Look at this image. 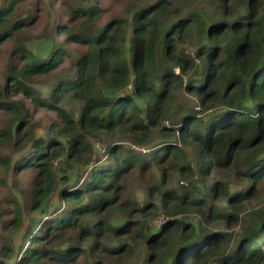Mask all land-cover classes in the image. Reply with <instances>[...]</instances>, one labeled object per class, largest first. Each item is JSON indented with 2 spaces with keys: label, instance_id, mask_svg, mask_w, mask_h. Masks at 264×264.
Masks as SVG:
<instances>
[{
  "label": "trees",
  "instance_id": "16d2710c",
  "mask_svg": "<svg viewBox=\"0 0 264 264\" xmlns=\"http://www.w3.org/2000/svg\"><path fill=\"white\" fill-rule=\"evenodd\" d=\"M6 1L0 42L27 31L30 21L14 22L18 0ZM89 1L74 8V0L68 8L74 29L54 26L75 47L55 43L44 58L24 42L0 70V144L31 149L14 163L0 154V188L19 177L29 195L25 212L13 195L1 202L6 233L0 237V264H125L138 249L141 264H264V0H205L211 14L202 8L184 14L194 0H155L142 8L131 3L128 8L136 11L128 20L101 28L98 0ZM167 21L169 29L163 27ZM187 39L197 46L193 58L180 48ZM189 71L193 79L186 91L202 110H180V124L173 120L166 127L173 93ZM54 73L60 77L49 98L27 84ZM71 101L78 104L77 117L63 107ZM37 110L57 118L48 126V139L31 132ZM155 131L163 143L148 148ZM125 135L135 147L152 149L149 155L124 154L116 140ZM94 142L113 145L110 163L97 167ZM90 164L88 181L68 187L76 185L70 172ZM153 169L162 183L175 172L184 179L221 172L222 180L206 193L198 183L180 196L149 184V196L160 193L161 206L152 201L142 207L127 197V181ZM216 200L226 201L225 207ZM115 212L127 221L112 226ZM161 216L169 218L162 227L149 224ZM185 216L197 221L186 222ZM212 226L230 232H211ZM112 240L117 243L110 247Z\"/></svg>",
  "mask_w": 264,
  "mask_h": 264
},
{
  "label": "rangeland",
  "instance_id": "374dc122",
  "mask_svg": "<svg viewBox=\"0 0 264 264\" xmlns=\"http://www.w3.org/2000/svg\"><path fill=\"white\" fill-rule=\"evenodd\" d=\"M76 5L73 6L74 0H18L16 2V13L13 18L15 20L14 22L18 21H28L26 23L27 25V31H24L21 34L15 35L13 40L8 41H1L0 42V70L4 68L6 63L9 61L10 52L18 47H23L24 42L25 45H27L28 50H30L34 54L42 53L45 56L48 55V47L50 45H56L63 44L66 48H73L74 46H68L65 41V36L57 35L54 31V26L56 24L60 25L62 28L65 27L67 30L74 29V25L71 24V22H68L69 18V10L70 6L72 5L74 8H77L79 6H82V8L86 7V5L90 4V1H86V3H83L81 1L75 0ZM150 2H155V0H98V7L100 9L99 16H100V22L97 24L98 27H103L107 23L114 21L116 19H122V20H128L129 17L135 13L136 9L128 8V5L131 3H135L136 5H139L141 8L147 6ZM7 1L6 0H0V10L3 8H6ZM127 5V8L132 10L130 13H126L125 7ZM200 8H202L206 13L211 14V7L208 5V3L205 0H194L187 8H184L183 12L184 14L188 11H198ZM31 15V16H28ZM21 17H25L22 18ZM13 22V23H14ZM47 26V30L44 34H42L43 29ZM164 28L169 29L168 21L163 25ZM55 46V45H54ZM56 46V47H57ZM180 48L183 49L186 54H188L190 57L195 56V52L197 51V46L195 45L194 39H187L185 43L180 45ZM84 50H82L83 52ZM195 62L198 66H201L203 64L202 60L195 59ZM18 63H21L20 60H18ZM174 75L179 73V69L174 68L173 69ZM193 72L189 71L186 76H184V82L183 85L180 88H177V90L173 93V99L172 102L168 108V118L163 120V125L168 127L173 120V122L176 123V125L180 124L178 122L179 118H177V113L180 110H190L193 113H200L202 108L199 106L198 101L196 100V97L194 95H188L186 91V87L189 84V82L193 79V75H191ZM74 74L70 71H68V77H73ZM60 77L59 73H54L49 76L39 77L36 79H32L30 82H28V86H31L35 90H37L40 93V96L42 98H49V96L52 93V90L56 87V82L58 78ZM212 99V94L208 95L205 101H210ZM64 109L69 112L73 113L77 117V107L78 104L76 101L68 102L65 106H63ZM211 110H208L206 113L210 112ZM33 119V123L31 126V132L33 136L35 137H45L46 139L50 137V134L47 132L48 126L51 123V121L56 120L57 118L54 116L53 113H50L45 110H37L36 113L31 116ZM15 121L11 124V128L14 129L15 125L18 123V120L15 118ZM171 139V138H169ZM163 138L161 135H159L156 131L153 132V134L150 137V146L148 148L156 147L163 143L161 142ZM173 142V141H169ZM117 145H121L123 147L124 154H128L129 152H135L138 155H149V151L152 149L146 150L142 147H135L134 144H132L128 138L127 135L120 137L116 140ZM96 151L93 155L94 158L98 157L101 158V163L97 164V167L104 166L108 163H110V156L108 152L109 146H113L111 143H98L94 142ZM31 149L29 148V145H27L24 149L20 151H14L11 147V142L7 144H0V154L1 155H8L12 159V163L17 161L18 159H21L25 156H29ZM187 151H189L187 149ZM109 161V162H107ZM107 162V163H106ZM197 165V162L194 164ZM57 168L60 166H56ZM95 167V166H94ZM75 169V170H74ZM73 169V172H70L71 178L73 177V182L76 183V185L72 186V184H69L68 187H82V185L88 181L89 172L92 169L91 164L87 168H79L75 167ZM11 174V173H10ZM58 176L61 175L59 171H57ZM12 175V174H11ZM222 180L221 172H216L214 176H212L210 179H206L205 177H201L199 175H194L192 179H184L182 178L177 172L170 174L164 183L161 181L160 172L157 171V169H153L152 175L142 177L140 174L135 173L132 175L128 181H127V188H126V194L127 197H129L132 201L135 203L141 205L142 207L146 206L147 204L151 203L152 201L160 208L161 203L159 200L160 193H165L171 190H176L180 192H176V195L180 196V193L182 191H186L190 186H196L199 183L198 190L202 193H206L205 191L211 189L212 184H215L216 181ZM230 187L231 191L236 190L238 187L236 186L237 183L234 182V179H230ZM149 184H152L159 187L157 188L160 190L159 195L155 194L154 197H150L149 193L147 191V188ZM183 186V187H182ZM29 190V187L27 188ZM156 191V190H155ZM18 199L20 202V206L22 210L25 212L27 202H28V193H25V185L23 181L17 177L16 182H12L11 179H9L8 183L0 188V214L2 213L5 205L1 204L3 198L5 197H12ZM5 196V197H4ZM57 200V198H54V201ZM67 200V199H66ZM226 201L223 200H216V205L224 208ZM64 205V204H62ZM177 218V217H175ZM186 222H193L195 223L197 220L193 216H185ZM174 219V218H171ZM111 220L113 221L112 226H116L114 224L120 223L119 225L124 224L127 219L125 216L119 212H115ZM169 218L166 217H158L157 219H152L149 221V224H153L154 228H160L162 227ZM120 227V226H119ZM215 226L210 227V231H216L221 230L222 232H230L229 229H226L224 226L216 227ZM214 228V229H212ZM238 229L236 228L235 231ZM5 231L3 230V219L0 218V237L2 234L5 235ZM22 235H19L14 240V247L17 250L19 247H21L22 244ZM117 243L116 240H112L108 242V245L110 247H113ZM123 243L122 241H119V244ZM86 248V247H84ZM9 250V248H7ZM143 249H138L133 253V256L127 261L125 264H141V261L143 259L142 257ZM6 264H9V262H6Z\"/></svg>",
  "mask_w": 264,
  "mask_h": 264
}]
</instances>
